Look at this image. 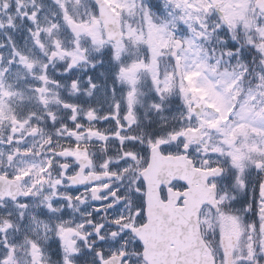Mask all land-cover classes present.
<instances>
[{
    "label": "snow or ice",
    "instance_id": "obj_1",
    "mask_svg": "<svg viewBox=\"0 0 264 264\" xmlns=\"http://www.w3.org/2000/svg\"><path fill=\"white\" fill-rule=\"evenodd\" d=\"M104 2L96 0L98 8ZM51 3L72 36L71 46L66 47L62 37L52 39L61 29L58 21L41 25L43 6L32 0L28 10L20 0L18 11L25 8L22 19L28 25L25 47L28 38L31 47L25 52L11 35L0 42V49L6 50L0 51V108L11 107L13 102L18 107L39 105L42 112L29 107L24 121L17 123L35 121L33 135L41 123H49L57 135L66 132L76 148L86 137L90 143L85 148L94 141L100 155L93 151L76 167L58 166L55 178L49 171L50 159L41 169L47 175L33 177L31 169L0 170V264H53V257L54 264H154L149 258L151 245L140 231L148 223V185L139 166L141 160L150 162L154 151L169 155L177 147L178 154L190 161L197 149L200 159L191 162L207 173L203 183L208 198L182 230L185 236L189 230L195 233L192 253L181 255L175 250L177 258L171 264H264V98L253 99L264 93L249 90L245 99L233 102L240 92L233 83L248 73L247 64L239 58L251 60L245 45L230 30L212 28L206 36L217 34L218 43L224 45L221 59L209 63L211 57L199 55V46L192 45L173 56V72L160 67L158 56L142 57L115 43L105 54L108 41L85 45L83 33L75 27L82 0ZM170 5L180 7L178 0H165V9ZM3 7L6 0H0ZM159 7L152 3L148 11ZM247 8L258 21L255 31L261 34L260 43L249 38L247 47L264 64V25L259 23L264 19V0H247ZM168 16L171 20L160 25L162 34H167L169 23L175 26L177 17L171 12ZM5 27L0 22V29ZM7 27L16 28L11 16ZM222 32L229 39L222 38ZM225 56L226 67L237 61L243 73L225 72L217 78ZM58 62L63 71H55ZM81 66L88 70L83 80L76 74ZM181 68L184 78H190V70L208 73L203 79L212 95L203 103H189L181 86ZM257 75L264 80V75ZM29 80L35 83L19 86ZM146 86L151 95L145 118L149 110L163 113L174 95L184 109L178 116L161 115L164 123L154 125L150 134L145 133L140 116ZM169 120L172 127H168ZM241 129H251L255 137L254 144L246 145L248 152L241 148ZM52 142V136L45 140L50 150H54ZM21 151L31 154L32 148L17 149ZM67 152L57 155L75 161Z\"/></svg>",
    "mask_w": 264,
    "mask_h": 264
},
{
    "label": "flooded vegetation",
    "instance_id": "obj_2",
    "mask_svg": "<svg viewBox=\"0 0 264 264\" xmlns=\"http://www.w3.org/2000/svg\"><path fill=\"white\" fill-rule=\"evenodd\" d=\"M141 5L145 6L147 11L151 7L152 3L159 4V10L156 8H151V13H149V19L153 20L157 24H162L165 21V16L167 14V10L165 9V0H137ZM20 0H6V7L0 8V22L5 24V28L0 29V42H6V36L11 35L17 42V44L25 51H28V47H31V39L28 38V46L25 47V37L27 36V23L22 19V13L25 8L21 7L18 11V3ZM32 0H22V3L25 7L30 9ZM65 3H73L74 0H64ZM107 6L102 4L98 8L96 4V0H82V4H86L88 10L94 13L93 16L86 15L85 10L80 7L79 15L75 17L78 23L75 25L76 30L78 32H82L81 40L85 45H88L89 42H95V35L92 31V27L98 28V34L100 35L102 41H108L104 46L105 54L108 52L111 44L115 43L118 45V41L120 43L127 42L126 47L128 49L134 46L133 42L128 39L127 22L124 20V15L119 11L117 7H115L109 0H105ZM191 3L190 7H192L191 12L188 13V18L192 19L191 25L188 31L184 28L181 30H175L174 35H170L169 39L174 40L173 44L174 49L169 50L172 58L174 55H179L180 49L184 48L186 45V40L194 41L197 46H199V55L204 56L207 54L210 55V52H216L219 50V46L223 45L218 43V41H212L213 48L210 50V39L207 38L206 32L198 33L196 24L201 21L204 22L207 18H209V12L206 11V5L203 6V0H185V3ZM195 2L196 8L193 7L192 3ZM36 3L40 6H43V12L40 14V23L42 26L47 27L49 25L50 20L58 21L61 24V29L58 33L54 32L53 38L55 39L57 36L63 38L64 45L66 47H70L69 41L72 39L71 34L68 29L64 26V21L60 20L59 9L51 3V0H36ZM111 5L113 10L121 15L119 17L114 13L110 8ZM75 6V5H74ZM173 6V5H170ZM199 7V9H198ZM87 10V11H88ZM56 13V16L53 17V13ZM45 15H47L48 19H44ZM13 18V23L16 25L15 30L7 27V22L9 17ZM96 19H93V17ZM87 20L88 23H83L82 21ZM137 30L142 35L145 34V23L140 22L138 24L137 20ZM122 30V35H121ZM90 36H87L89 35ZM201 34L202 37L198 35ZM146 39V38H145ZM141 41V46H143L144 51L147 47V51L145 56H143L142 52H140V56L146 57L148 56L147 52L150 46L151 37H148V46L145 45L144 41ZM176 40V41H175ZM46 43H51V39L46 40ZM91 51V48L89 49ZM0 51H6L5 49H0ZM169 54V55H170ZM171 59V56H169ZM169 57L164 56L163 59H160V67L163 68L165 66L168 67L170 71H175V65L172 61H169ZM95 58V56H93ZM181 63V62H180ZM210 63V61H209ZM156 68V65H155ZM55 71H63V66L59 62L57 63V67ZM192 78H184L183 77V68H181V79L182 85L185 80L193 83V80L196 81V84L201 88H196L198 91L205 89L206 85L203 79V75H208V73L201 74L200 71L190 70ZM194 71V73H193ZM219 71V69H218ZM250 72H254L251 70ZM78 77L83 80L86 78L88 74V70L86 66H81L80 69L77 70ZM11 79V77H10ZM101 82L103 79L101 78ZM25 83H35V81H21L19 86H23ZM181 85V86H182ZM65 95L67 93V89L64 90ZM144 91L147 93L145 96V105L144 108L140 109L141 120L144 122V131L145 133H151L153 126L159 127L161 123L164 121L160 120V116L164 115L166 117H171L173 115H179L182 111H184L182 105L179 103V97L174 95L169 101L165 104V111L163 113H156L153 111L147 112V118H145V109L148 107V101L150 97V93L148 92L147 86L144 88ZM185 96L187 95L186 90L184 89ZM194 93L192 91V98L189 99V103L195 101L197 104H201L204 101L197 99L194 97ZM31 107L33 110L43 111L39 109V105H25L23 107H18L17 103L13 102L11 107H3L0 108V170H7L9 173H15L18 169L29 170L31 169L30 175L35 177L37 173L40 175H47V173L41 172V169L47 164L48 160H51V168L49 171L52 174V178H55L58 171V166L61 165H70L71 167H76L77 162H83L85 160V156L87 153H91L95 151L97 155H100V149L94 147V141L91 142L93 146L85 148L86 144L90 142L85 137L80 144L79 148L75 147L74 142L68 136L66 132L61 131L59 135L53 129V126L49 123H41L39 125V131L33 135L32 133L36 130L37 124L35 121L31 123H17V121H24L27 109ZM106 110V109H105ZM61 117H63V113H59ZM151 122V123H149ZM168 127H172L173 122L167 121ZM59 127V123L57 124ZM49 136H52V145L51 148L54 150H50L49 145L45 143V140L48 139ZM17 139H19L20 143H17ZM43 144V148L40 145ZM31 147V154H26L23 151L20 153L17 152V149H27ZM199 146H197L198 148ZM65 149H68L69 152L65 153V155H74L75 161L67 160L61 158L57 153L64 152ZM248 152V151H247ZM178 147L173 149L172 154L169 155H161L159 151H154L151 156L150 162L146 159L141 160L140 162V171L143 177L147 178V216L148 223L146 226L151 227L152 229H158L159 227H165L169 221V216L167 215L166 204L169 203L170 199L173 202V207L175 210L183 208L185 206L186 197L184 196L191 188V185L181 179V174L186 171L188 172L187 166L190 162L189 159L185 157H181L179 154ZM115 155V153H112ZM181 157V158H179ZM255 158V157H254ZM180 159L178 162V166L174 165V160ZM200 159L197 149L194 148L191 161H198ZM192 164V163H191ZM36 167L33 168L32 166ZM173 170L177 172V175L173 174ZM76 179H81L82 177H75ZM187 183L188 187L182 188L180 185ZM38 203V201H37ZM77 219H79V214H77ZM183 222L180 219L179 225ZM177 222L172 221V226L176 225ZM50 251V250H49ZM55 258L53 257V264Z\"/></svg>",
    "mask_w": 264,
    "mask_h": 264
},
{
    "label": "rangeland",
    "instance_id": "obj_3",
    "mask_svg": "<svg viewBox=\"0 0 264 264\" xmlns=\"http://www.w3.org/2000/svg\"><path fill=\"white\" fill-rule=\"evenodd\" d=\"M111 4H113L115 7L121 11L124 15V20L127 22V29L128 32V39L129 41L133 42L134 46L132 48L128 49L126 47L127 42L120 43L118 41L117 47H120L121 49H125L127 52L134 53L136 55L140 56V52H142L143 56H145L147 51V47L144 48L141 46V41H143L145 38V45L148 46V37H151L150 48L148 49L147 54L152 55L153 57H160V59H163L164 56L169 57L171 56V59L169 57V61H172V55L169 53V50L174 49L173 41L170 40L169 36L174 35L175 30H181V27H186L187 31L191 25L192 19L188 18V13L191 12L192 7H190L191 3H185V0H178L180 3V7H174L169 6L167 10V14L165 16V21H170L171 17L168 16V13L171 12L174 16L177 17L175 26H172L171 23H169V27L166 31L167 34H162V30L160 28L161 24L155 23L153 20L149 19V14L145 6L141 5L137 0H109ZM82 8L85 10L86 15L93 16L94 13H92L90 10H88V7L86 4H82ZM193 7L196 8L195 2L192 3ZM202 5H206V11L209 12V18H207L204 22L199 21L197 26L198 33L210 31L212 28H221V29H233L234 31L236 29H242L243 35H245V39H247V35H249V32L251 31V36H254L257 40L260 41V33L255 31L256 25L258 23L256 17L252 16L250 11H248L247 8V0H203ZM199 9V7H198ZM88 10V11H87ZM212 16L214 18H217V20L213 21ZM137 20L138 24L140 22L145 23V34L142 35L137 30ZM262 25H264V19H261L259 21ZM92 31L95 35V42L96 44H99L102 39L100 35L98 34V28L92 27ZM231 32V31H230ZM232 34V33H231ZM233 35V34H232ZM87 36H90L87 35ZM199 37H202L201 34L198 35ZM222 38L228 39V34L222 32L221 33ZM249 39V38H248ZM176 41V40H175ZM210 46L209 49H212L214 46L212 44V41H218L217 34L215 32L212 33V36L210 38ZM252 41L255 42V39L253 38ZM192 45H196L194 41L186 40V45L184 48H190ZM197 46V45H196ZM264 47V45H261ZM220 49L223 47L222 45L219 46ZM195 51V49H192ZM223 51V50H222ZM221 51V54H222ZM170 54V55H169ZM180 54V53H179ZM221 54L210 53L211 62L212 63L215 60V56L218 59H221ZM239 61L241 63L245 64V58L241 57L239 58ZM182 63V62H181ZM188 63H191V60L188 61ZM261 63L259 62L258 66ZM237 66V61H235V65ZM153 70H155V64L152 65ZM195 71V70H194ZM193 71V73H194ZM218 78V75H217ZM192 78L190 77V80ZM239 80L237 78L235 81ZM205 82V81H204ZM235 83V82H234ZM233 87H239L240 92L236 94V97L233 102H235L236 99L243 100L245 99L247 93L249 90L255 92V93H264V87H259L260 85H264V80L259 82V79L257 82L249 89L246 90L244 93L242 86L239 84L238 86L234 85ZM206 85V84H205ZM183 89L186 90L187 95L189 98H192V91L194 93V97H196L199 100L205 101L206 98L212 95V90L209 86L206 85L205 89L198 91L196 88H201L199 85L196 84V81L193 80V83H190L189 81L184 82L182 85ZM231 91V90H230ZM193 97V98H194ZM243 97V99H241ZM264 97H253V99H259ZM238 134H242V140H241V148L244 151L245 149L249 151L248 147L246 145H252L255 143V137L252 133L251 129H241L238 130Z\"/></svg>",
    "mask_w": 264,
    "mask_h": 264
},
{
    "label": "water",
    "instance_id": "obj_4",
    "mask_svg": "<svg viewBox=\"0 0 264 264\" xmlns=\"http://www.w3.org/2000/svg\"><path fill=\"white\" fill-rule=\"evenodd\" d=\"M205 191L206 189H203L201 192L199 191L200 193L198 192L199 194L197 196L195 193L189 196L187 210L185 208L184 211L187 215L188 221L190 219H195V214L199 210L200 204L207 199L206 195L203 202L197 203L199 202L198 197H200L201 193ZM174 214L179 215V212H177V214L174 212ZM182 230L177 229L173 231L171 229H167L158 232L154 243L150 244L151 248L149 258L154 262V264H171V262L177 258L174 254V251L177 249H179L181 255L192 253L195 245V233L189 230L190 234L185 236L182 235Z\"/></svg>",
    "mask_w": 264,
    "mask_h": 264
}]
</instances>
